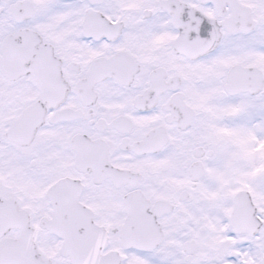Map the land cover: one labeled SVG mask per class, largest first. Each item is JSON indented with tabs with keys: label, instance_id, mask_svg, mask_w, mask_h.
<instances>
[{
	"label": "snow or ice",
	"instance_id": "snow-or-ice-1",
	"mask_svg": "<svg viewBox=\"0 0 264 264\" xmlns=\"http://www.w3.org/2000/svg\"><path fill=\"white\" fill-rule=\"evenodd\" d=\"M0 264H264V0H0Z\"/></svg>",
	"mask_w": 264,
	"mask_h": 264
}]
</instances>
